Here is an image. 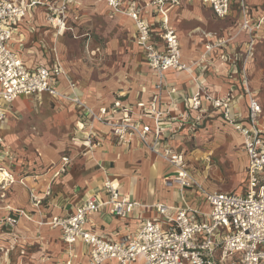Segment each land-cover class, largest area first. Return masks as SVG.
Instances as JSON below:
<instances>
[{
    "label": "crops",
    "instance_id": "0c3cea01",
    "mask_svg": "<svg viewBox=\"0 0 264 264\" xmlns=\"http://www.w3.org/2000/svg\"><path fill=\"white\" fill-rule=\"evenodd\" d=\"M29 1L25 0V2ZM53 1L60 2V0ZM238 1L233 0L231 14L226 18L217 17L203 0H181L179 6L170 7L168 10L170 22L180 39L181 59L186 64V68L166 71L165 86L161 91L159 104L167 112L160 122L164 131L160 134L156 149L160 150L167 144L186 152V148L195 143L209 144L212 151H208L209 155L205 157L212 155L218 158L217 163L210 165V174L207 170L201 169L202 162L192 161L186 156L191 172L198 175L203 187L209 191H217L218 188L209 176L217 174L218 163H221L222 158L226 157L229 151L232 153L235 145L242 149L244 147L240 132L235 130L220 111L213 109L211 105L212 99L228 94L231 85L235 83L237 89L232 92L231 114L243 120L248 116V98L240 82L248 34L245 30L241 32L238 30L241 22ZM75 2L68 7L70 17L67 29L58 37L47 20L45 8L34 6L27 11V16L15 36L16 46L24 45L21 54L26 64L34 67L41 63H50L55 48L61 57L65 74L76 83L75 93L88 106L95 110L104 106L110 107L116 96L120 94H125L123 99L125 105H134L138 99L148 102L151 94L157 91L159 76L145 61L143 49L134 37L133 20L122 15L108 16L103 12L104 16L113 19L117 30L121 32L125 30L129 38L132 35L134 40L132 45L124 46L125 60L132 68L128 71H115L116 75L105 76L98 83L89 78L82 83L77 82L64 60L63 39L69 33L75 39H83L89 32L87 28L78 34L73 22L74 13L71 12L81 14L87 2L95 3L102 11L107 10V5L98 0H75ZM246 2L254 16L264 15V0H246ZM214 22L220 25V30L207 31ZM31 27L32 32L28 29ZM209 32H215L217 36L206 35ZM258 36L254 56L247 65L248 80L253 91L264 88V23L258 31ZM223 37L228 39L227 42L215 45L209 51L207 45L216 44ZM116 47L114 44L111 45L103 50L101 55L103 54L104 59L108 60L106 58L108 53L116 51ZM231 66L234 71L230 70ZM66 75L60 76L61 84L58 88L63 92L72 93ZM193 97L200 98L202 105L200 109L188 106V101ZM256 98L262 107L259 123L264 126V99L262 94L256 95ZM53 104L56 107L60 106L68 116L71 128L74 129L73 138L66 145V149L63 148L64 145L53 146L41 141L28 144L23 136L28 130V114L39 111V105ZM6 109V118L0 124V132L4 137V146L11 151L13 157H7L0 164L13 168L17 180L7 188H3L0 184V264H67L71 259L70 248L62 239L61 227H54L50 222L56 216H66L79 203L97 194L106 178L111 179L122 195L146 206L131 211L129 218L125 220H121L107 206L92 213L89 215L86 227L95 233L121 239L130 232L129 229H135L136 214H141L143 217H151L155 214L154 209L149 205L183 204L179 184L175 181L176 169L156 152L141 145L135 135L119 141L113 127L83 117L84 110L81 107L47 93L20 95L9 103ZM138 111L139 108L134 106L133 118H137ZM114 114L119 120L123 116L122 111ZM81 120L85 122L83 126ZM143 122L152 124L154 120L146 116ZM217 125H222L229 131L224 138L226 148L209 141V134ZM88 134H96L97 139L88 140ZM153 139L154 133L150 134V140ZM63 156L70 158L68 172L62 177L56 176ZM205 157L200 159L203 160ZM237 158L246 170L249 162L247 152L241 150L237 153ZM48 163L56 165L46 171L43 167ZM167 180H172V183H167ZM32 188H36V193L40 196H44L49 188L52 191L51 196L44 200L41 211L33 209L30 204L29 195ZM188 192H193V189L189 188ZM105 198L106 195L100 193L99 199ZM190 203L196 204L194 200ZM17 209L24 212L16 216L15 223L1 222L4 217L14 216L13 211ZM74 252L76 256L71 259L74 264H88L87 247L82 242H76L72 253ZM103 264H114V262ZM135 264H142V261Z\"/></svg>",
    "mask_w": 264,
    "mask_h": 264
},
{
    "label": "built area",
    "instance_id": "2783aa9c",
    "mask_svg": "<svg viewBox=\"0 0 264 264\" xmlns=\"http://www.w3.org/2000/svg\"><path fill=\"white\" fill-rule=\"evenodd\" d=\"M98 1L107 5L108 15H122L133 20L134 37L143 49L145 61L159 76L157 91L151 94L148 102L138 99L134 105H125V94H120L110 107L104 106L95 110L88 106L75 93L76 83L65 74L61 57L55 48L50 63L29 67L21 54L24 45L17 47L15 43V36L27 16V11L34 6L45 8L54 34L57 37L63 35L69 20L68 7L75 4V0H0V124L6 118V104L20 95L47 93L65 99L70 104L81 107L84 110L83 117L113 127L119 141L135 135L141 145L156 152L174 167L177 171L175 181L179 184L183 204L149 205L155 214L151 217L136 214L135 229H129L130 232L121 239L95 233L86 227L92 213L107 206L121 220H125L129 218L131 211L146 206L122 195L111 179L106 178L97 194L79 203L66 216H56L50 222L54 227H61L62 239L70 248L71 259L76 256L75 252L72 253L73 247L80 241L87 247L88 264L109 261L114 264H135L138 261H142V264H264V126L259 123L262 107L251 91L246 71L255 53V43L259 38L258 31L264 23V15L254 16L246 0L238 1L241 19L238 30H245L248 34L240 79L248 98L247 118L243 120L231 114L232 92L237 89L235 83L231 85L228 94L211 100L212 108L220 111L224 119L244 137L243 145L249 157L246 191L227 193L205 189L198 175H194L188 167L185 151L167 144L160 150L156 149L160 134L164 131L160 122L167 112L159 104L161 91L165 86L166 71L186 68L181 59L180 39L170 22L168 12L170 7L179 6L181 0ZM203 2L219 18H226L231 14L233 0ZM28 29L33 31L32 27ZM206 35L213 37L217 33L209 32ZM227 40L225 37L220 38L216 44L207 45V48L210 51L215 45H222ZM230 70L235 69L231 66ZM61 75H66L72 93L58 88ZM134 106L139 108L137 118H133ZM188 106L200 109V98H191ZM117 111L123 112L120 120L115 118L114 113ZM146 116L151 117L154 122L144 123ZM81 122L83 126L85 122ZM153 133L154 139L151 141L150 134ZM87 138L92 140L97 139V136L88 134ZM7 157H13V154L4 146V137L0 132V163ZM211 161V156L205 157L201 169H209ZM60 162L56 176L68 171L69 156H63ZM16 180L13 168L0 164L2 187L7 188ZM167 183H172V180H167ZM189 188L193 192H188ZM100 193L106 195L104 200L99 199ZM51 194L50 188L44 196L36 193V188L30 189L29 200L32 208L41 211L44 200ZM191 200L196 204L192 205ZM207 206L209 209H204ZM23 212L21 209L14 210V216L4 217L1 222L13 224L17 221L16 216ZM71 259L67 264H74Z\"/></svg>",
    "mask_w": 264,
    "mask_h": 264
},
{
    "label": "rangeland",
    "instance_id": "374dc122",
    "mask_svg": "<svg viewBox=\"0 0 264 264\" xmlns=\"http://www.w3.org/2000/svg\"><path fill=\"white\" fill-rule=\"evenodd\" d=\"M73 9H75V7ZM103 12L105 15H108L106 11H102L100 8L98 9L93 2L90 4L88 2L85 3V7L83 8V12L81 11V14L75 11L71 12L74 13L73 22L78 29V34H81V32L87 28L89 32L83 39H75L71 33L66 34L63 39L62 48L64 60L75 75L77 82L82 83V81L89 78L98 83V81H102L101 79L105 76L112 74L116 75L115 71H128L132 68L131 64L127 63L125 60L126 47H124L132 45L134 42L132 35L129 38L127 32H124L125 30L122 32L117 30L114 26L113 19L104 16ZM219 26L218 23L214 22L210 28H207V31H218L220 30ZM113 44L117 46L116 51L108 53L106 57L108 60L104 59L101 53ZM133 68L135 69V66ZM251 91L255 95L262 94L264 99V88L254 91L251 89ZM215 119L217 120L218 117ZM29 123L32 124L30 125ZM27 127L28 130L23 136L28 144L41 141L44 143L47 142L49 145L53 146L64 145L63 148L66 149V145H68V142L74 135V129L72 130L71 128L68 116L60 106L56 107L54 104L39 105V111L30 112V114H28ZM234 129L236 130L235 127ZM227 131L228 129L226 130L222 125L213 127L211 134H209L210 143L215 142L218 146L222 145L223 148H226L224 138L225 135H227ZM197 144L195 143L193 146L187 147L185 153L190 160L200 161L199 163H201L202 159L200 158L209 155L208 151L212 148L209 144ZM229 144L228 142V145ZM243 149L246 151L244 147ZM243 149L235 145L232 148V153L229 151L228 155L222 158L221 163H218L217 166L219 170L217 174L213 176L209 175L211 181L217 185V191L227 193H243L246 191L247 172L244 165L242 166V163H240L237 158V153L241 150L243 151ZM211 159V166L218 162V158H214L212 155ZM54 165L56 164L48 163L43 168L47 171ZM211 166L207 169L208 174H210ZM196 168L197 165L195 166V169ZM195 169L193 170L195 171ZM67 172L59 176L62 177ZM204 209L208 210L209 207L207 206Z\"/></svg>",
    "mask_w": 264,
    "mask_h": 264
},
{
    "label": "bare ground",
    "instance_id": "6f19581e",
    "mask_svg": "<svg viewBox=\"0 0 264 264\" xmlns=\"http://www.w3.org/2000/svg\"><path fill=\"white\" fill-rule=\"evenodd\" d=\"M8 104H6V108H7ZM241 134V133H240ZM242 136V135H241ZM242 138L244 139V137L242 136Z\"/></svg>",
    "mask_w": 264,
    "mask_h": 264
}]
</instances>
